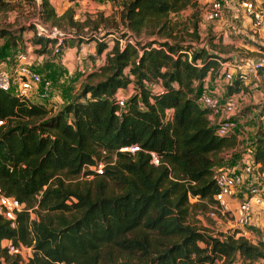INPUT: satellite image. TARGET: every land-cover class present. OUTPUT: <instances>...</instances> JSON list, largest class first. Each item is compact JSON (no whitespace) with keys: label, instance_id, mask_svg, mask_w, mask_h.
Returning a JSON list of instances; mask_svg holds the SVG:
<instances>
[{"label":"trees","instance_id":"16d2710c","mask_svg":"<svg viewBox=\"0 0 264 264\" xmlns=\"http://www.w3.org/2000/svg\"><path fill=\"white\" fill-rule=\"evenodd\" d=\"M192 4L121 0L124 42L117 38L106 61L88 73L101 78L83 83L58 110L0 88V186L28 207L36 205L34 219L20 211L14 226L0 213V264H20V255L2 245L4 238L32 244L25 264H232L236 256L264 258L261 238L253 243L186 221L197 200H213L214 165L221 151L237 143L236 134L216 132L211 108L198 101L207 77L220 70V57L205 45L191 49L170 41L169 13ZM39 11L46 19L66 16L72 26L79 24L72 8L58 14L50 0H40ZM23 29L0 28V58L17 48ZM143 31L157 36L141 41ZM32 37L45 51L49 39ZM91 38L98 53L108 46L103 36ZM130 83L135 91L120 106L116 92ZM245 87L237 78L226 95ZM131 144L139 148L120 150ZM254 159L264 172V120ZM101 160V171L90 168Z\"/></svg>","mask_w":264,"mask_h":264},{"label":"rangeland","instance_id":"374dc122","mask_svg":"<svg viewBox=\"0 0 264 264\" xmlns=\"http://www.w3.org/2000/svg\"><path fill=\"white\" fill-rule=\"evenodd\" d=\"M5 1V3H0V28H24L21 30L23 40L17 44L21 49L34 56L36 69L49 76L53 83V92L49 97L33 99L46 103L47 106L52 105L54 110L63 107L72 95L80 91L83 83L100 79V75L90 78L88 74L94 70L96 62L99 63L102 60L99 55L104 56L103 61L105 62L116 39L118 38L119 42L123 43L126 38L121 36L125 30L120 19L121 0H72L71 2L69 0H50L56 12L63 13L67 8L73 9V19L79 22L74 26L70 24L66 16L59 21L46 19L39 11L40 0ZM195 1L196 4L169 13V25L172 26L170 41L181 45L186 44L191 46V49L193 46L205 45L218 54L223 65L221 67L220 64V70H214L211 76L207 77L205 86L209 92L224 100L226 86L230 83L225 77V71L230 69L233 72V80H235L239 75L240 68L238 65L244 63L248 58H264V20L262 24L255 27L242 7L232 1H227L219 18L208 19L205 17L204 11L210 0ZM257 1L264 13V0ZM65 6L66 8L63 9ZM37 18L56 24L65 31L63 54L66 48L73 47L72 58L76 60L73 61L70 69L67 68L66 64H63V54H60L62 50L54 54L53 49L49 46L46 47L45 51L41 50L40 45L35 46L32 39V36H35L33 21ZM195 23L197 24L198 35L193 32ZM92 35L100 38L103 36L107 42L108 46L101 53L97 52L96 39H92ZM154 36H157L156 32L143 31L137 35V38L145 41ZM130 39L133 40L132 37ZM4 41V37L0 38V52ZM4 68L8 67L5 66ZM249 74L251 78L249 81L243 82L246 87L237 93V108L230 115L236 122L234 130L237 138L236 150H233L227 158L224 155L228 152L226 150L221 151L219 154L221 158L214 167L226 165L237 169L243 165L250 149L254 147L257 131L264 120V67L258 71L256 77L251 72ZM151 87L156 90L158 84H151ZM134 91L133 84L130 83L125 88L119 89L118 93L129 96ZM219 119L221 117L217 114L212 122L216 123ZM101 162L103 166L105 162L103 160ZM254 172H259L257 166ZM252 177L256 179V176ZM76 179L67 178L66 182H75ZM248 180L249 178H245L246 187ZM196 200L195 197L191 198V202ZM207 210L204 199L202 201L197 200L195 204L189 207L186 221L196 227L220 232L224 235H241L253 243L264 238V226L259 227L253 223L242 229L233 230L232 227H229L226 219L211 218L208 216ZM262 212L263 209L260 208L258 215ZM33 213L36 215L35 211ZM214 262L215 264H223L222 259L214 260L212 263ZM232 264H264V258L242 259L240 261V257L236 256Z\"/></svg>","mask_w":264,"mask_h":264},{"label":"built area","instance_id":"2783aa9c","mask_svg":"<svg viewBox=\"0 0 264 264\" xmlns=\"http://www.w3.org/2000/svg\"><path fill=\"white\" fill-rule=\"evenodd\" d=\"M227 1L235 2L241 6L245 14L251 18L255 27L263 23L264 13L257 0H210L204 11L205 17L208 19L219 18ZM33 24L34 35L48 38L49 43L47 46L53 49V53L57 54L62 50L60 54H63L65 31L56 24L46 22L40 18L35 19ZM37 45L39 46V44ZM221 64L223 65V62ZM5 66L8 68H4ZM238 67L240 68L238 78L243 82L249 81L251 78L249 72L256 77L258 71L264 67V58H248ZM225 77L231 83L234 79L233 72L227 69ZM52 84L50 78H44L43 74L35 69L34 56L21 49L19 45L14 51L0 60V88L2 89L12 90L16 94L25 95L31 99H39L49 97L51 92H53ZM119 89L116 92V97L119 105L123 106L126 95H120L118 93ZM237 93L239 92L226 95L224 100H221L205 89L198 98L201 105L211 108L212 118L217 116V114L221 117L215 123L218 134H236L234 131L236 122L230 115L237 108ZM138 148L137 144H131L121 147L120 150L133 152ZM225 150L229 154L224 155L227 158L233 150H236V147L233 146ZM151 161L154 163L159 162L157 154L153 151H151ZM256 166L253 147L241 167L237 169L226 165L214 167V177L218 189L213 194L212 201L205 200L209 217L226 219L229 227H232L233 230L242 229L254 223L255 213L260 208L264 209V172L255 173L254 169ZM90 168L99 172L102 168V162L99 161L97 165H92ZM252 176H256V179ZM245 178H249L247 187L245 186ZM41 192L40 190L36 194L37 198L40 197ZM33 207H36V205ZM33 207H28L25 202L20 201L17 197L6 194L0 186V213L10 221L12 226L16 224L17 214L20 211H28L30 219H34L36 215L33 213ZM2 245L6 247L10 254L20 255V264H25L29 257L32 256V244H15L11 238H4ZM56 264L74 263L57 261ZM212 264H215V262Z\"/></svg>","mask_w":264,"mask_h":264},{"label":"crops","instance_id":"0c3cea01","mask_svg":"<svg viewBox=\"0 0 264 264\" xmlns=\"http://www.w3.org/2000/svg\"><path fill=\"white\" fill-rule=\"evenodd\" d=\"M72 0H69V2H71ZM66 6L63 8L65 9ZM57 13L60 14V12L58 11ZM35 46H38L37 44H35ZM82 49V48H81ZM63 51H64V47H63ZM74 51V48L73 47H69V48H66L65 50V53L62 55L63 59V64H66L67 68L70 69L71 68V65L73 64V61H76V60H73L74 58H72V53ZM82 51V50H81ZM100 56V59H102L100 62H103L104 60V56L103 55H99ZM78 59V58H77ZM80 60V59H79ZM99 62V63H100ZM68 63V65H67ZM98 62H96L97 64ZM254 224L258 225L259 227H263L264 226V209H263V212L262 214L258 215V212L255 213V216H254ZM261 225V226H260ZM242 259H240L241 261ZM246 260V259H245Z\"/></svg>","mask_w":264,"mask_h":264},{"label":"water","instance_id":"95a60500","mask_svg":"<svg viewBox=\"0 0 264 264\" xmlns=\"http://www.w3.org/2000/svg\"><path fill=\"white\" fill-rule=\"evenodd\" d=\"M263 240H264V238H263Z\"/></svg>","mask_w":264,"mask_h":264}]
</instances>
